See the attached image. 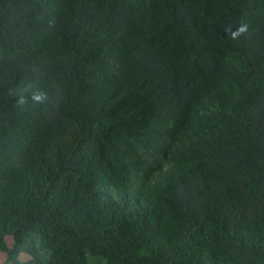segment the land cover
<instances>
[{
    "label": "trees",
    "instance_id": "16d2710c",
    "mask_svg": "<svg viewBox=\"0 0 264 264\" xmlns=\"http://www.w3.org/2000/svg\"><path fill=\"white\" fill-rule=\"evenodd\" d=\"M0 264H264V0H0Z\"/></svg>",
    "mask_w": 264,
    "mask_h": 264
}]
</instances>
